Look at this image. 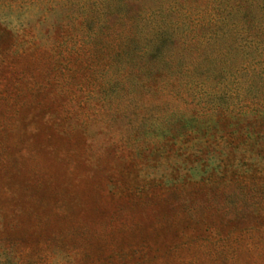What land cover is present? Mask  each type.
<instances>
[{
    "label": "rangeland",
    "instance_id": "obj_1",
    "mask_svg": "<svg viewBox=\"0 0 264 264\" xmlns=\"http://www.w3.org/2000/svg\"><path fill=\"white\" fill-rule=\"evenodd\" d=\"M11 97L0 99V264H264L262 124L216 114L196 138L155 139L64 119L50 95Z\"/></svg>",
    "mask_w": 264,
    "mask_h": 264
},
{
    "label": "trees",
    "instance_id": "obj_2",
    "mask_svg": "<svg viewBox=\"0 0 264 264\" xmlns=\"http://www.w3.org/2000/svg\"><path fill=\"white\" fill-rule=\"evenodd\" d=\"M2 45L0 99L50 95L64 119L155 139L216 114L264 126V0H0Z\"/></svg>",
    "mask_w": 264,
    "mask_h": 264
}]
</instances>
